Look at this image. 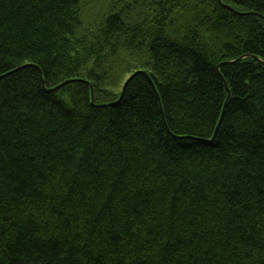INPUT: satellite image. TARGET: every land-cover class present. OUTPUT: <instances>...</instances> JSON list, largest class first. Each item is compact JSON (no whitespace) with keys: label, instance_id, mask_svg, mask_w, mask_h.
Segmentation results:
<instances>
[{"label":"trees","instance_id":"trees-1","mask_svg":"<svg viewBox=\"0 0 264 264\" xmlns=\"http://www.w3.org/2000/svg\"><path fill=\"white\" fill-rule=\"evenodd\" d=\"M0 264H264V0H0Z\"/></svg>","mask_w":264,"mask_h":264},{"label":"water","instance_id":"water-1","mask_svg":"<svg viewBox=\"0 0 264 264\" xmlns=\"http://www.w3.org/2000/svg\"><path fill=\"white\" fill-rule=\"evenodd\" d=\"M60 86H57V87H53L51 90H45V91H47V92H49V91H52V90H55V89H57V88H59ZM123 89H124V87H123ZM122 89V90H123ZM216 132V131H215Z\"/></svg>","mask_w":264,"mask_h":264}]
</instances>
